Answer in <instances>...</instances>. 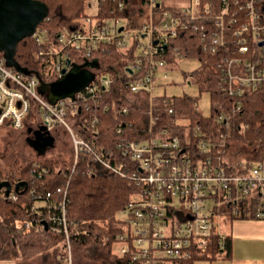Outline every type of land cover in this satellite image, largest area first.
<instances>
[{"label": "built area", "instance_id": "1", "mask_svg": "<svg viewBox=\"0 0 264 264\" xmlns=\"http://www.w3.org/2000/svg\"><path fill=\"white\" fill-rule=\"evenodd\" d=\"M104 10L108 16L100 17ZM86 14L74 28L59 35V51L52 48L41 51L40 56L70 50L82 53L89 63L102 44L116 45L126 52L134 48V62L119 75L124 72L127 78V98L145 105L151 137L123 138L118 143L117 156L113 149L100 147L75 131L77 119L94 127L99 122V111L112 108L101 103L104 91L114 83L112 74L103 68L89 63L90 83L73 98L50 103L39 92V81L21 76L7 64L4 55L0 57V127L31 130L34 136L44 127L42 133L54 138L57 127L66 128L74 141L75 165L80 158L89 156L104 172L129 176L141 186V192L120 212L124 217H118L123 231L117 237L114 253L127 258L128 264L208 261L204 257L211 256L210 248L217 237L221 249L218 255L223 256L227 236L219 231L216 217L222 214L238 219L246 199L257 195L264 205V163H257L246 174L227 170L232 114L222 103L215 105L218 115L212 135L200 126L194 128L192 136L183 137L173 136L167 129L157 130L161 109L153 90L158 79L167 77L165 56L170 40L180 33L195 32L202 39L203 51L217 54L215 70L220 88L226 97L234 99L233 114L241 112L246 93L264 89V0H88ZM175 55L181 58L178 49ZM71 62L70 55H64L56 63L51 81L61 79L63 70L69 72ZM186 80L189 84L196 82L193 77ZM34 112L38 113L37 119L30 121ZM122 112L127 114L129 110L124 107ZM168 113L175 111L168 108ZM70 119H74L73 124ZM57 192L65 194L57 205L60 214L48 219H18L13 230L22 235L44 229L63 233L65 264H73L67 191L59 187ZM2 196L16 200V188L9 194L6 190ZM50 200L48 193L33 211L48 207ZM256 217L264 218V212H258ZM0 264L12 263L0 257Z\"/></svg>", "mask_w": 264, "mask_h": 264}, {"label": "trees", "instance_id": "2", "mask_svg": "<svg viewBox=\"0 0 264 264\" xmlns=\"http://www.w3.org/2000/svg\"><path fill=\"white\" fill-rule=\"evenodd\" d=\"M39 1L49 7V15L38 27L36 35L18 44L15 61L27 71V74L22 72L19 74L25 78L37 79L40 88L52 83L51 79L54 77L52 72L56 70V63L62 60L64 55H70L72 61L69 71L80 69L86 64V59L80 52L66 50L51 56H40V52L52 48L60 50L59 35L74 28L81 17L87 15L88 0ZM139 1L135 0V2ZM105 11L99 16H108ZM38 37H40L39 41ZM203 45L199 34L180 33L168 43L165 58L170 70L177 67L182 57L199 61L200 67L191 73H185V79L193 77L201 90L210 94V114L205 115L200 111L198 98L188 95L158 97L157 102L161 112L157 130L167 129L171 135L183 137L192 136L194 128L200 126L208 135H212L211 128L216 126L218 115L215 105L222 103L228 113L232 114L228 154L239 142L248 153L242 165L229 159L227 170L235 174L249 173L257 163H264V89L246 93L242 99L243 110L233 114L231 107L234 99L226 97L221 90L220 78L215 70L218 56L216 53L204 52ZM175 49L179 50L181 58L176 57ZM133 51L134 48L126 52L116 45L102 44L94 56L88 59L91 67H101L114 77V83L110 89L104 91V98L101 101L102 106L109 105L112 108L99 111V122L94 127L84 125L80 119L74 124V129L80 136L95 141L100 147L113 149L117 156H119L118 143L123 138L137 140L151 137L147 128L145 105L139 106L127 98L125 88L127 78L124 72L123 75H119L126 65L134 62ZM2 55L3 53L0 52V57ZM41 95L47 99L46 93ZM163 99L167 102L165 103ZM124 107L129 110L127 114L122 112ZM168 108L174 109L175 113L169 114ZM36 111L40 113L39 108ZM36 114L38 113H31L29 120H36ZM119 128H121L120 133ZM18 161L16 160L10 169L0 168V183L8 181L11 188L15 189L19 182L26 181L29 186L28 190L22 189V192H17L16 200L2 196L6 193V188L0 192L1 258L12 264H65L63 233L44 229L22 235L13 230V224L18 219H48L60 214L57 205L65 197L64 192H57L61 187L67 191L66 216L73 248V264H128L127 258L119 257L114 253L117 237L123 231L118 214L124 211L141 192V186L129 176L122 178L104 172L89 156L80 158L76 165L72 153L68 158L61 156L47 159L43 156L23 163ZM31 191L35 194L32 195ZM48 193H51L48 207H40L33 211L34 205L40 199H46ZM242 208L243 212L238 219H256L258 212H264L262 197L257 195L246 199ZM218 240L217 237L210 248L211 256L204 257L210 262L220 258L218 253L221 249ZM225 247L222 258H228L231 254L232 244L229 237Z\"/></svg>", "mask_w": 264, "mask_h": 264}, {"label": "water", "instance_id": "3", "mask_svg": "<svg viewBox=\"0 0 264 264\" xmlns=\"http://www.w3.org/2000/svg\"><path fill=\"white\" fill-rule=\"evenodd\" d=\"M48 15L49 7L39 0H0V52L3 53L7 64L18 72L27 74V71L15 61L18 44L34 36ZM88 65L89 63H86L80 69L69 72L63 70L64 76L61 79L49 86H41L40 92L47 94L50 103L58 99L73 98L74 94L82 91L92 80V74L87 70ZM44 129L42 127L40 131H36L34 139H27V143L40 156L46 155L48 149L55 145V138L52 135L45 136L42 133ZM25 187L27 182L21 181L16 185V191L20 192ZM3 188L7 189V194L12 190L8 181L0 183V191ZM44 225L47 228V222Z\"/></svg>", "mask_w": 264, "mask_h": 264}, {"label": "rangeland", "instance_id": "4", "mask_svg": "<svg viewBox=\"0 0 264 264\" xmlns=\"http://www.w3.org/2000/svg\"><path fill=\"white\" fill-rule=\"evenodd\" d=\"M200 67L198 60L193 58L182 57L175 69H168L166 73L167 77L163 76L155 82L153 95L155 97H178L188 95L199 99L200 111L209 115L211 112V97L208 92L202 91L198 83L193 82L189 84L188 80L185 79V73H191ZM161 74V75H164ZM74 119H70L69 123L73 124ZM58 132L55 135V145L49 153L45 155V158H57L65 157L68 158L72 153L74 147V141L69 130L63 127H57ZM27 133L29 130H13L12 128H0V168L5 170L10 169L14 162L17 160L18 163L22 161H32L39 157L36 151L26 144ZM58 141V142H57ZM248 153L243 148L241 142L236 143L233 149L228 154V158L234 162L243 163ZM44 159V158H42ZM124 217L122 213L118 214V217ZM222 217V218H221ZM227 215L222 214L216 217V224L220 231L228 229ZM222 259H217L213 262L203 261L197 264H224Z\"/></svg>", "mask_w": 264, "mask_h": 264}, {"label": "crops", "instance_id": "5", "mask_svg": "<svg viewBox=\"0 0 264 264\" xmlns=\"http://www.w3.org/2000/svg\"><path fill=\"white\" fill-rule=\"evenodd\" d=\"M227 221L228 229L219 231L230 238L232 250L228 258L219 259L224 264H264V218Z\"/></svg>", "mask_w": 264, "mask_h": 264}, {"label": "flooded vegetation", "instance_id": "6", "mask_svg": "<svg viewBox=\"0 0 264 264\" xmlns=\"http://www.w3.org/2000/svg\"><path fill=\"white\" fill-rule=\"evenodd\" d=\"M27 135H28V137L26 138V144H27L29 147H31V146L27 143V139H34L35 136H34V133H33V132H31V133L29 132V133H27ZM55 143H56V141H55ZM31 148H32V147H31ZM52 148H53V147H52ZM52 148H49L48 151H47V153H49V152L51 151ZM32 149H33V148H32ZM33 150H34V149H33ZM34 151H35V150H34ZM36 153H37V152H36ZM47 153H46V154H47ZM37 154H38V153H37ZM39 156H40V155H39Z\"/></svg>", "mask_w": 264, "mask_h": 264}, {"label": "bare ground", "instance_id": "7", "mask_svg": "<svg viewBox=\"0 0 264 264\" xmlns=\"http://www.w3.org/2000/svg\"><path fill=\"white\" fill-rule=\"evenodd\" d=\"M41 81V80H40ZM58 142V141H57ZM29 188V186H27ZM24 190V189H23ZM28 190V189H27ZM22 192V191H21ZM14 200V199H13Z\"/></svg>", "mask_w": 264, "mask_h": 264}]
</instances>
